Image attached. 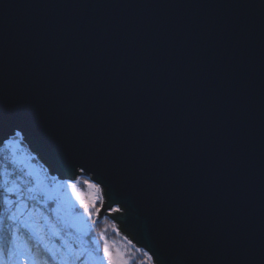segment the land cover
<instances>
[{"label":"water","instance_id":"water-1","mask_svg":"<svg viewBox=\"0 0 264 264\" xmlns=\"http://www.w3.org/2000/svg\"><path fill=\"white\" fill-rule=\"evenodd\" d=\"M0 100L155 264H264V0H0Z\"/></svg>","mask_w":264,"mask_h":264},{"label":"snow or ice","instance_id":"snow-or-ice-1","mask_svg":"<svg viewBox=\"0 0 264 264\" xmlns=\"http://www.w3.org/2000/svg\"><path fill=\"white\" fill-rule=\"evenodd\" d=\"M5 118L3 102L0 100V130L5 126ZM22 134V131L12 128L6 136L0 137V145L3 146L0 152L9 147V139L12 136ZM11 163V160L7 165L0 162V202H2V208H0V264H76L83 255L98 257L101 264H136L134 257L126 250L110 243L103 231L100 233L102 247L96 249H89L81 243L79 250H74L70 239L66 238L67 229H76L83 236L89 227L82 216L74 214L71 200L68 198V190L79 202L84 213L92 217L99 213V209L95 207L101 198L99 184L77 178L66 185L61 183L54 190L49 191L47 185L37 179V187L22 189L17 182L18 178H13L15 171H9ZM80 171L83 172L84 169L81 168ZM27 183H32V181ZM78 184L87 185L91 191L86 195L78 190ZM9 194L16 198L10 199ZM46 200L60 201L63 205V216H61L60 206L53 210L55 222L52 216H45L44 210L36 207L37 203ZM116 210L119 211V209ZM41 218L44 219V224L40 223ZM92 223L95 224L96 221L93 220ZM22 228L29 229L28 240L35 239L37 248L43 249L46 259L40 261L32 256L28 240L21 237ZM45 228L48 229L47 232ZM51 237L61 240L62 248L51 244ZM144 255L147 257L146 262L142 260L139 264H154L153 256L148 253ZM177 264H184V262L178 257Z\"/></svg>","mask_w":264,"mask_h":264},{"label":"rangeland","instance_id":"rangeland-1","mask_svg":"<svg viewBox=\"0 0 264 264\" xmlns=\"http://www.w3.org/2000/svg\"><path fill=\"white\" fill-rule=\"evenodd\" d=\"M9 160H11V166L9 167V171H15V177L18 178L17 182L19 183L20 187L23 189L25 187H37L36 181L39 179L44 184L47 185V189L52 191L56 188L57 185L64 183L65 185L70 181L63 180L58 178V176L52 175L49 168L33 153L23 140L22 136H15L9 140V147L4 151V164L7 165ZM82 180H88L90 182H94L91 177L88 175H80L78 177ZM28 181H32V183H27ZM95 183V182H94ZM101 188V198L96 203L95 207L99 209L98 214H94L92 217H88L86 213H84L83 208L79 205V202L75 199V197L71 194V191L68 190V198L71 200L72 209L75 215L82 216L84 220L87 221L89 227L87 232L81 236L80 233L76 231V229H67L66 230V238L70 239L74 250H79L81 247V243L89 249H96L102 247V241L100 240V233L103 231L109 240L110 243H113L114 246L121 248L122 250H126L134 257L136 264H139L140 261L147 260V257L144 253H148L144 248L135 245V243L126 235L122 234L121 229L117 222L114 220L113 215H102L99 218L102 208L106 202L104 197V192L102 187ZM78 190L87 193L91 190L87 188V185L78 184ZM64 191V190H62ZM39 195V193H35ZM10 199H15L16 197L12 194H9ZM58 206L62 208L61 216L64 215L63 212V205L60 201H51L46 200L43 202H39L36 204L38 209L44 210L45 216H52L53 222H55V216L53 215V210H55ZM29 207H32V204H29ZM116 206L112 208L109 212L116 213ZM95 220L96 223L93 224L92 221ZM31 223V222H30ZM41 224H44V219L41 218ZM21 231L25 234H29V229L22 228ZM48 229L45 228V232ZM68 234H71L70 236ZM79 237V238H78ZM35 241V239L33 238ZM62 241L51 237V244H54L57 248H62ZM38 250L35 244L32 245V256L35 259H38V255L33 253V250ZM102 254V253H101ZM149 255V253H148ZM76 264H101V261L98 257H89L88 255L81 256L80 260L76 262ZM155 264V263H154Z\"/></svg>","mask_w":264,"mask_h":264},{"label":"trees","instance_id":"trees-1","mask_svg":"<svg viewBox=\"0 0 264 264\" xmlns=\"http://www.w3.org/2000/svg\"><path fill=\"white\" fill-rule=\"evenodd\" d=\"M0 148H2V147H0ZM4 151H5V149L2 152H0V162H2L3 164H4ZM0 208H2V202H0ZM20 234H21L22 239L28 240L29 234H25L22 231H21ZM28 242H29V246L32 249V245L35 244V241L33 239H30V240H28ZM33 253L38 255L37 256L38 257L37 260L43 261L44 259H46L42 248H38V250L34 249Z\"/></svg>","mask_w":264,"mask_h":264},{"label":"built area","instance_id":"built-area-1","mask_svg":"<svg viewBox=\"0 0 264 264\" xmlns=\"http://www.w3.org/2000/svg\"><path fill=\"white\" fill-rule=\"evenodd\" d=\"M120 209V208H119Z\"/></svg>","mask_w":264,"mask_h":264}]
</instances>
